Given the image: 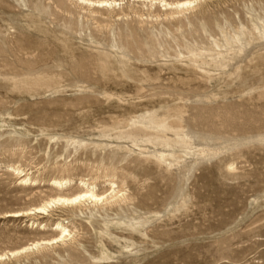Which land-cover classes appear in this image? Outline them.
I'll return each instance as SVG.
<instances>
[{"label": "rangeland", "instance_id": "rangeland-1", "mask_svg": "<svg viewBox=\"0 0 264 264\" xmlns=\"http://www.w3.org/2000/svg\"><path fill=\"white\" fill-rule=\"evenodd\" d=\"M123 2L0 0V253L72 232L0 264H264V0ZM52 179L124 199L4 218Z\"/></svg>", "mask_w": 264, "mask_h": 264}, {"label": "bare ground", "instance_id": "bare-ground-1", "mask_svg": "<svg viewBox=\"0 0 264 264\" xmlns=\"http://www.w3.org/2000/svg\"><path fill=\"white\" fill-rule=\"evenodd\" d=\"M135 2L143 1L149 4L151 7L157 5L166 14H181L188 10L193 11L194 8L201 2L206 0H178V1H168V0H131ZM209 1V0H208ZM80 5L92 6L94 8H118L124 4L123 0H76ZM77 6V5H76ZM198 7V6H197ZM87 9V8H86ZM197 9V8H196ZM151 15V14H150ZM167 16V15H166ZM165 16V17H166ZM178 16V15H177ZM180 16V15H179ZM171 18V17H170ZM229 168V167H228ZM7 172H12L17 176L18 185L23 187H36L38 185L37 181L31 178L30 174L25 173L23 170L17 167H8ZM14 175V176H15ZM52 190L59 192L53 197H49L42 201L39 205L31 207L24 211L10 212L6 213V219H18L21 217H27L30 215H49L50 211L55 208H66L70 213L84 214L83 211L88 210L89 212L97 213L98 210H102L111 203H117L124 199V195L121 194V190L115 183L109 181L108 189L102 193H98L94 183L88 180H79V183H74L70 179H52L49 181L48 185ZM74 189V193H67ZM65 213V212H64ZM31 217V216H30ZM1 218V217H0ZM64 224V223H63ZM62 223L57 222L52 225V232L54 236L49 239H39L31 241L24 246L17 249L6 250L0 253V262L15 259L21 255L27 253L37 252L42 247L54 246L59 243H63L71 236V230H69ZM31 228H39L44 230L45 225L35 224L32 222L29 225ZM70 226V225H69ZM33 228V229H34ZM74 232V231H73ZM72 240V239H70ZM48 248V247H47ZM109 257L101 255L98 260H108Z\"/></svg>", "mask_w": 264, "mask_h": 264}]
</instances>
